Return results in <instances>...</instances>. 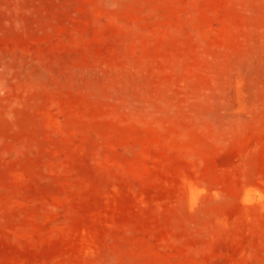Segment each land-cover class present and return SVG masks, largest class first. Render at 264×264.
<instances>
[{"label":"rangeland","instance_id":"obj_1","mask_svg":"<svg viewBox=\"0 0 264 264\" xmlns=\"http://www.w3.org/2000/svg\"><path fill=\"white\" fill-rule=\"evenodd\" d=\"M0 264H264V0H0Z\"/></svg>","mask_w":264,"mask_h":264}]
</instances>
